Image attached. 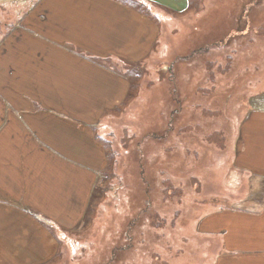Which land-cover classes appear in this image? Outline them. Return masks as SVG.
Wrapping results in <instances>:
<instances>
[{
	"label": "rangeland",
	"instance_id": "1",
	"mask_svg": "<svg viewBox=\"0 0 264 264\" xmlns=\"http://www.w3.org/2000/svg\"><path fill=\"white\" fill-rule=\"evenodd\" d=\"M186 3L184 10L148 12L136 4L157 28L153 54L145 62L113 64L123 69L118 73L129 92L97 119L101 106L75 73L78 54L64 52L65 41L52 38L47 2L0 0L3 22L38 4L28 19L35 23L12 37L22 53L7 57L9 74L0 70V197L9 192L26 204L7 202L23 207L33 222L25 230V244L36 243L30 252L39 251L38 232L49 242V254L39 251L49 259L31 264H210L213 216L259 208L243 201L250 188L235 158L243 120L249 110L264 109V0ZM32 32L40 37L29 40ZM51 66L59 87L52 88L53 101H64L48 110L55 121L46 130L16 103L36 95L38 83H49ZM84 83L101 88L97 81ZM67 126L73 130H63ZM60 147L75 151L73 166L52 165L59 163ZM36 174L52 179L54 198L47 189L19 192L20 181L28 186ZM70 191L86 204L67 199ZM9 263L0 249V264Z\"/></svg>",
	"mask_w": 264,
	"mask_h": 264
},
{
	"label": "crops",
	"instance_id": "2",
	"mask_svg": "<svg viewBox=\"0 0 264 264\" xmlns=\"http://www.w3.org/2000/svg\"><path fill=\"white\" fill-rule=\"evenodd\" d=\"M44 1L48 5V23L52 27V38L59 37L65 41L63 43L67 45V50L64 52L69 53L68 50H70L78 54L75 73L79 81L89 90L91 97L101 106L95 115L97 119L102 117L106 110L119 105L129 92L127 78L118 73L123 69L113 66V64L145 62L153 54V34L157 33V28L153 25L152 18L135 9L136 4L144 7L146 11L147 7L166 9L170 7L175 10H184L187 4L186 0ZM37 7L38 4L29 13L20 11L21 15L16 19H8L6 16L4 22L0 21L3 32V36L0 37V64L3 67L0 70L4 74L7 72L9 74L7 57L22 53L21 42L12 39L13 34L22 28L26 22L33 21L28 19L33 17ZM2 10L3 6L0 4V12ZM7 13L8 17L15 15L10 12ZM41 16L44 17V15ZM9 22H16L18 28L11 31V26L9 28L8 25H5ZM155 23L157 24L156 21ZM32 35L31 38H28L31 41L40 37L34 32ZM58 57L59 50L54 48L52 60L57 62ZM144 58L146 59L143 60ZM60 69L62 67L56 66L53 70L58 71ZM48 77L49 83H38L36 95H31L28 98H23L20 95V98L24 99L21 100L22 106L19 103L16 105L22 111L35 114L41 119L46 130H52V122L55 121V118H52V113H49L48 110L57 109L58 104H63L64 99L62 97L54 99L58 104L53 101L52 88L59 87H56V83L52 82V66ZM18 79H20L19 76ZM88 80L101 83V88L96 89L94 86H87L84 82ZM42 89H46L47 92L43 93ZM59 94L61 95L60 90ZM95 105L98 106V104ZM55 130L59 129L56 128ZM63 130H73V128L67 126ZM59 152L61 155L57 157L59 163L53 162V166L71 167L76 163L73 149L60 147ZM235 159L239 164V167L236 168H240L243 177L247 176L246 182L250 188V192H247L250 194L243 201L251 202L252 200L253 203L258 204L259 208H249L248 210L232 208L213 216L210 220V222L212 221L209 227L210 232L208 231V253L213 257L209 263L264 264V109L249 110L243 120L236 144ZM51 161L52 159L47 161V165ZM66 185L64 184L63 188H60L61 196H65L67 193ZM17 189L21 193L27 190L32 195L34 191L40 194L44 189H47L51 192L50 197L54 198L52 179L44 182L43 177L41 178L39 174L32 175L28 179V186H26L25 181H20ZM253 192L258 194L254 195ZM89 193L86 190L87 199ZM6 195L7 198L0 197V249L5 258L10 261L9 264H31L35 261L40 262L42 259H49L40 256L41 248L45 250L46 255L49 254V242L40 232H38L39 238L37 239V242L40 243L39 251H29V246L36 243L34 240L30 244L29 241L25 244V240L28 239L25 238V230L26 226L30 227L33 222L25 218L26 214L22 210L23 207L7 204L11 201L10 198H16L15 195L9 192H6ZM79 196L76 191H70L67 199L73 197L75 200H80L86 204L87 199L83 201ZM35 197L42 196L36 195ZM13 201L23 206L26 205L18 198ZM27 256L29 259L26 262L25 257Z\"/></svg>",
	"mask_w": 264,
	"mask_h": 264
}]
</instances>
